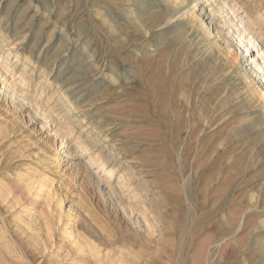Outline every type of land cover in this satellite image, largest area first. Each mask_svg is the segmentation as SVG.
<instances>
[{
    "label": "rangeland",
    "instance_id": "1",
    "mask_svg": "<svg viewBox=\"0 0 264 264\" xmlns=\"http://www.w3.org/2000/svg\"><path fill=\"white\" fill-rule=\"evenodd\" d=\"M185 1L0 0V264H264V0Z\"/></svg>",
    "mask_w": 264,
    "mask_h": 264
},
{
    "label": "bare ground",
    "instance_id": "2",
    "mask_svg": "<svg viewBox=\"0 0 264 264\" xmlns=\"http://www.w3.org/2000/svg\"><path fill=\"white\" fill-rule=\"evenodd\" d=\"M200 0H196V2H198ZM184 2H186L184 0ZM234 3V2H233ZM204 8L201 7V12H200V15L202 16V18H206L208 17V14L206 13H203L204 11ZM211 17V16H210ZM211 19V18H210ZM211 21V20H210ZM8 55V54H7ZM251 54L248 52V51H242V58L244 60L243 63L245 62H248V58H250ZM260 60V59H259ZM263 62V61H262ZM264 64V63H262ZM262 64H259V62H254V64L250 67V68H247V74L252 77V80L254 81V84H259V86L264 90V74H261L262 71H263V65ZM25 68V67H24ZM83 82V81H82ZM68 92V91H67ZM61 99V98H60ZM71 100V99H70ZM67 113V112H66ZM69 113V111H68ZM63 140V139H62ZM95 141V140H94ZM61 144V143H60ZM78 145V144H77ZM80 146V145H79ZM61 148V147H60ZM62 152V151H61ZM76 152V151H75ZM65 155V154H64ZM72 156V155H70ZM59 160V159H58ZM91 161V160H90ZM62 162V161H61ZM92 162V161H91ZM95 162V161H94ZM89 164H92V163H89ZM104 169V167H103ZM105 171V170H104ZM94 175V174H93ZM107 188V187H106ZM66 230V229H65ZM70 230V229H69ZM69 232V231H68ZM72 232V231H71Z\"/></svg>",
    "mask_w": 264,
    "mask_h": 264
}]
</instances>
